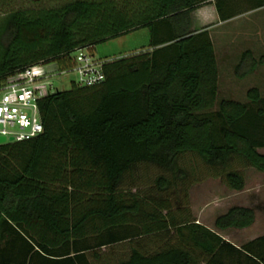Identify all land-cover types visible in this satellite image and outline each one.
Wrapping results in <instances>:
<instances>
[{
	"label": "trees",
	"instance_id": "1",
	"mask_svg": "<svg viewBox=\"0 0 264 264\" xmlns=\"http://www.w3.org/2000/svg\"><path fill=\"white\" fill-rule=\"evenodd\" d=\"M216 0L222 22L264 8V0ZM0 0V89L40 62L71 65L78 48L148 28V48L116 57L94 87L59 90L39 101L43 133L0 145V264H93L100 250L176 230L154 253L132 247L117 264H264V235L237 246L190 218L168 199L122 189L142 164L175 178L179 160L199 156L232 190L246 179L236 161L264 173V97L219 101V65L209 30L192 13L211 0H63L54 7L12 9ZM243 7V6H242ZM264 60V59H263ZM248 69L241 72L242 69ZM257 67L252 51L236 67ZM172 179L157 181L168 192ZM167 212V213H164ZM253 208L233 206L220 231L244 230Z\"/></svg>",
	"mask_w": 264,
	"mask_h": 264
},
{
	"label": "rangeland",
	"instance_id": "2",
	"mask_svg": "<svg viewBox=\"0 0 264 264\" xmlns=\"http://www.w3.org/2000/svg\"><path fill=\"white\" fill-rule=\"evenodd\" d=\"M62 1L20 0L12 5V9L54 7ZM211 1L212 3L194 11L192 19L193 29L195 31L209 30L214 43L219 65V101L233 99L247 103V91L253 87L260 88L264 97V8L244 12L229 21L222 22L215 7L216 0ZM242 1L237 8H246ZM2 17L0 12V22ZM150 40L149 29L143 28L100 42L96 44L93 52L96 58H116L148 48ZM247 50L252 51L257 67L245 77H239L236 67ZM247 69L245 67L241 72ZM76 79V75L70 74L64 78H53L52 81L57 89L69 90ZM260 151L264 153V149ZM179 167L186 173L184 179L175 178L172 173H166L154 165L142 164L125 177L122 189L137 192L143 197L168 199L172 207L171 213L177 219L190 218L214 230H217L216 218L227 212L229 208L250 207L256 212V221L252 227L244 230H217V232L239 247L264 235V173L236 161L233 168L244 174L246 186L242 191H235L230 189L223 177L214 173L197 155L183 156L179 160ZM163 175L172 179V186L165 193L160 192L156 184L157 179ZM175 231L144 237L134 241L133 244L125 243L104 248L100 250L101 259L93 261V264H117L120 260L127 258L132 247L141 246L148 253H154L164 243L169 241L172 243L176 239Z\"/></svg>",
	"mask_w": 264,
	"mask_h": 264
},
{
	"label": "built area",
	"instance_id": "3",
	"mask_svg": "<svg viewBox=\"0 0 264 264\" xmlns=\"http://www.w3.org/2000/svg\"><path fill=\"white\" fill-rule=\"evenodd\" d=\"M71 56L68 67L40 62L8 78L0 89V136L6 137L7 143L30 140L43 133L39 101L59 91L53 78L74 74L79 87H94L106 80L105 66L115 60L96 58L89 47L78 48Z\"/></svg>",
	"mask_w": 264,
	"mask_h": 264
},
{
	"label": "water",
	"instance_id": "4",
	"mask_svg": "<svg viewBox=\"0 0 264 264\" xmlns=\"http://www.w3.org/2000/svg\"><path fill=\"white\" fill-rule=\"evenodd\" d=\"M13 139H11V141H12ZM7 143V139H6V137H4V136H0V145H3V144H6Z\"/></svg>",
	"mask_w": 264,
	"mask_h": 264
},
{
	"label": "crops",
	"instance_id": "5",
	"mask_svg": "<svg viewBox=\"0 0 264 264\" xmlns=\"http://www.w3.org/2000/svg\"><path fill=\"white\" fill-rule=\"evenodd\" d=\"M197 223H199V224H202L201 222H197ZM202 225H204V224H202ZM204 226H206V227H208L207 225H204ZM209 229H211V230H213V231H215V232H217V230H214V229H212V228H210V227H208ZM218 234H220L219 232H217ZM221 235V234H220ZM222 236V235H221Z\"/></svg>",
	"mask_w": 264,
	"mask_h": 264
}]
</instances>
